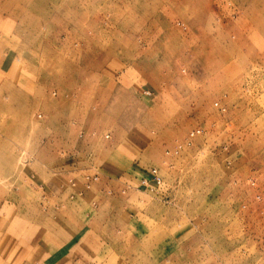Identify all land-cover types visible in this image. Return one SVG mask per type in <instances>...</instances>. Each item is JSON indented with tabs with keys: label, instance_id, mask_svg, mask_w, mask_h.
I'll return each mask as SVG.
<instances>
[{
	"label": "rangeland",
	"instance_id": "1",
	"mask_svg": "<svg viewBox=\"0 0 264 264\" xmlns=\"http://www.w3.org/2000/svg\"><path fill=\"white\" fill-rule=\"evenodd\" d=\"M0 264H264V0H0Z\"/></svg>",
	"mask_w": 264,
	"mask_h": 264
},
{
	"label": "built area",
	"instance_id": "2",
	"mask_svg": "<svg viewBox=\"0 0 264 264\" xmlns=\"http://www.w3.org/2000/svg\"><path fill=\"white\" fill-rule=\"evenodd\" d=\"M151 181H153L156 184L160 183V179L154 170L151 172ZM144 182L146 181L144 180Z\"/></svg>",
	"mask_w": 264,
	"mask_h": 264
},
{
	"label": "bare ground",
	"instance_id": "3",
	"mask_svg": "<svg viewBox=\"0 0 264 264\" xmlns=\"http://www.w3.org/2000/svg\"><path fill=\"white\" fill-rule=\"evenodd\" d=\"M28 1H30V0H28ZM74 1H75V0H74ZM80 1H81V0H80ZM34 3H35V2H34ZM79 3H80V2H79ZM79 3H78V4H79ZM107 3H109V2H107ZM28 4H29V3H28ZM28 4H27V5H28ZM30 5H31V4H30ZM79 6H80V4H79ZM80 13H81V12H80ZM74 14H75V12H74ZM78 14H79V13H78ZM78 14H77V15H78ZM84 16H85V15H84ZM87 19H88V18H87ZM87 19H86V20H87ZM90 20H91V19H90ZM85 22H86V21H85ZM91 22H92V21H91ZM87 24H88V23H87ZM88 25H89V24H88ZM107 44H108V43H107ZM104 46H106V45H104ZM113 46H114V45H113ZM116 47H118V46H116ZM236 71H237V70H236Z\"/></svg>",
	"mask_w": 264,
	"mask_h": 264
}]
</instances>
